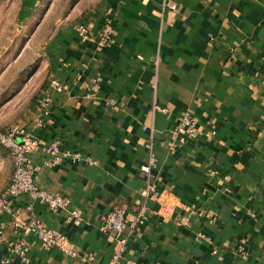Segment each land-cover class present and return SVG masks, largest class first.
Here are the masks:
<instances>
[{"label":"crops","instance_id":"crops-1","mask_svg":"<svg viewBox=\"0 0 264 264\" xmlns=\"http://www.w3.org/2000/svg\"><path fill=\"white\" fill-rule=\"evenodd\" d=\"M56 1L40 18L32 7L25 15L40 45L31 78L41 77L26 111L0 130L16 125L42 143L59 140L63 153H80L78 161L51 167L49 154L31 156L37 186L67 198L63 209L51 211L28 195L14 206L29 205L81 259L42 248L33 235L23 255L0 243V259L109 264L115 242L100 229L104 216L124 209L130 217L143 203L118 264H264V0H67L69 9L50 25ZM102 30L109 34L104 45ZM52 78L68 89L56 91ZM41 97L51 101L47 115ZM184 113L196 134H182L169 153L162 140ZM3 150L0 193L13 171ZM151 153L149 180L159 196L143 201L140 167ZM10 220L0 212L8 240Z\"/></svg>","mask_w":264,"mask_h":264},{"label":"built area","instance_id":"built-area-1","mask_svg":"<svg viewBox=\"0 0 264 264\" xmlns=\"http://www.w3.org/2000/svg\"><path fill=\"white\" fill-rule=\"evenodd\" d=\"M169 7L175 9L174 4H170ZM80 34L83 38H87V34L84 31H81ZM108 42L109 34L106 30H102L99 33L98 43L104 45ZM94 82L91 87L92 91L97 90L96 80ZM49 84L59 92L68 89L65 83H61L54 78L50 79ZM39 106L42 109L43 115H47L51 110L50 99L48 97H41L39 99ZM154 109H158L163 113L167 112L166 108L157 105H154ZM196 130L194 119L188 113H184L178 118L173 129H171L170 138L162 140V145L164 144L168 152L172 153L178 147V141L182 134L195 136ZM0 144L10 152L13 163L10 181L0 193V212L6 211L11 215L12 239L8 240L5 237L2 225H0V243H6L8 251L23 255L27 246L26 237L33 235L39 239L42 248L55 247L72 259H81L76 247L68 241L67 237L54 229L46 227L33 213L29 205L19 210L14 206V202L19 196L28 195L31 199L47 206L51 211L63 209L68 203L67 198L53 195L37 186L38 167L32 164L31 156L37 152L49 154L50 159L45 161V165L51 167L64 159L78 161L81 159L80 153H63L60 149L59 140L56 139L48 143H42L39 138L30 135L25 129L16 125H11L3 131L0 130ZM149 147H151V144H149ZM155 161L154 154L151 153L148 162L140 167L147 176L146 184L140 192L143 201L157 199L159 196L156 186L149 180L150 170ZM144 212L145 205L142 203L134 215L130 217L125 215L124 209L111 210L104 216L100 229L103 232L112 233L115 242L109 264H118L121 254L125 249L128 235L138 230V222ZM249 214L253 216V213L250 211ZM73 216L75 221L78 222V214L73 213ZM213 252L216 251L213 250ZM84 261L86 264H96L92 258L84 259ZM7 262L8 258L6 257L0 259V264H6Z\"/></svg>","mask_w":264,"mask_h":264},{"label":"rangeland","instance_id":"rangeland-1","mask_svg":"<svg viewBox=\"0 0 264 264\" xmlns=\"http://www.w3.org/2000/svg\"><path fill=\"white\" fill-rule=\"evenodd\" d=\"M50 1L0 0V129L26 111L40 81L41 74L31 78L39 64L40 45L32 37L34 23L26 24L25 15L32 7L36 8L33 17L40 18ZM66 1L54 3L47 18L50 25L69 9ZM74 1L69 0V5ZM6 162V152L0 145L1 173L6 171Z\"/></svg>","mask_w":264,"mask_h":264}]
</instances>
